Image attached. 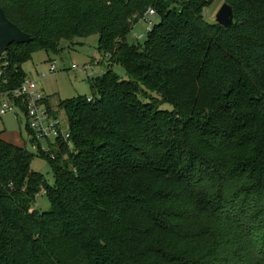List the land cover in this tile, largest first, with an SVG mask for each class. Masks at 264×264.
Wrapping results in <instances>:
<instances>
[{
	"label": "trees",
	"instance_id": "trees-1",
	"mask_svg": "<svg viewBox=\"0 0 264 264\" xmlns=\"http://www.w3.org/2000/svg\"><path fill=\"white\" fill-rule=\"evenodd\" d=\"M216 1L0 0L32 38L0 56V88L66 40L98 34L89 66L104 67L92 96L58 103L69 141L28 138L53 185L0 138V264H264V0H220L227 28L205 19ZM141 22L142 44H126Z\"/></svg>",
	"mask_w": 264,
	"mask_h": 264
},
{
	"label": "rangeland",
	"instance_id": "rangeland-1",
	"mask_svg": "<svg viewBox=\"0 0 264 264\" xmlns=\"http://www.w3.org/2000/svg\"><path fill=\"white\" fill-rule=\"evenodd\" d=\"M220 0L213 3L212 6L204 9L205 19L208 22H214L217 11L221 6ZM146 25L141 22L135 24L130 32H128L125 43L136 44L139 42L142 44L144 39L136 40L138 34L144 33V27ZM143 40V41H142ZM75 44H71L69 41H62L59 51H46L38 50L31 54L29 58L21 62V68L24 73V77L31 80H37V74L48 73L49 65L51 61L56 64V71L52 74H47L45 78L40 79L39 91L45 98H49L50 109L57 114L58 121L63 131H69V125L65 113L62 109H58L59 101L67 100L68 98H75L77 96H92L91 89L88 83L90 77H96L104 71V67L97 65L93 67L94 72L87 74L81 70L84 65H92L91 61H101L98 54V34L92 35L87 38L74 39ZM72 65H76L77 69H72ZM90 71V70H89ZM88 71V72H89ZM114 73L122 78L127 79L125 71L120 64L113 66ZM87 76L89 78H87ZM1 122L0 136L5 140H10L18 144H24L28 151H30L35 157L31 162L30 169L34 172L40 173L43 179L48 185L54 183V173L50 167L46 157L41 156L38 147H33L30 144L28 138H30L26 127L25 121L20 119L17 121V117L13 115L4 116ZM39 145L41 150H48L50 145L54 144V137L49 140L40 139ZM34 207L38 211H45L51 208L50 202L47 197L42 193H38L34 200Z\"/></svg>",
	"mask_w": 264,
	"mask_h": 264
},
{
	"label": "built area",
	"instance_id": "built-area-1",
	"mask_svg": "<svg viewBox=\"0 0 264 264\" xmlns=\"http://www.w3.org/2000/svg\"><path fill=\"white\" fill-rule=\"evenodd\" d=\"M154 14L152 8H148L144 12L142 20L147 23V27L152 25ZM144 36L145 33L142 32L137 37L143 39ZM5 67H7L6 63H0V86L7 83L3 79L6 70ZM77 68L76 65H72V69ZM56 69L55 62L51 61L48 73L43 72L37 74V82L24 77L22 83L15 88H0V120L7 114L24 120V126L30 138L36 141V145H39L40 139L44 138L49 140L51 137H54V139L59 137L62 140L69 141V131L67 132L61 129L58 116L48 110L42 103L44 97L38 87L40 84L39 80L45 78L47 74L54 73ZM81 70L87 74L94 72L92 66L89 65L82 66Z\"/></svg>",
	"mask_w": 264,
	"mask_h": 264
},
{
	"label": "water",
	"instance_id": "water-1",
	"mask_svg": "<svg viewBox=\"0 0 264 264\" xmlns=\"http://www.w3.org/2000/svg\"><path fill=\"white\" fill-rule=\"evenodd\" d=\"M215 21L224 27H230L233 24V13L231 7L223 3L216 14ZM32 38L29 34H26L10 20L7 19L5 13L0 7V56L5 53L6 48L15 43H27Z\"/></svg>",
	"mask_w": 264,
	"mask_h": 264
},
{
	"label": "crops",
	"instance_id": "crops-1",
	"mask_svg": "<svg viewBox=\"0 0 264 264\" xmlns=\"http://www.w3.org/2000/svg\"><path fill=\"white\" fill-rule=\"evenodd\" d=\"M94 71V70H93ZM7 115H9V114H7ZM6 115V116H7ZM4 117V116H3ZM3 117H2V119H3ZM2 119L0 120V121H2ZM0 126H1V122H0ZM0 129H1V127H0ZM0 138L1 139H3L1 136H0ZM5 142H11V143H13V144H15V145H17V146H23L24 144H18V143H16V142H13V141H10V140H5V139H3Z\"/></svg>",
	"mask_w": 264,
	"mask_h": 264
}]
</instances>
